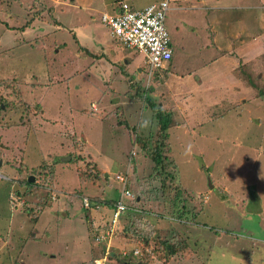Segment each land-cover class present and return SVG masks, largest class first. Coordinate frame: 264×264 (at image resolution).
<instances>
[{
  "label": "rangeland",
  "instance_id": "obj_1",
  "mask_svg": "<svg viewBox=\"0 0 264 264\" xmlns=\"http://www.w3.org/2000/svg\"><path fill=\"white\" fill-rule=\"evenodd\" d=\"M79 1L0 0V264L102 259L106 242L98 245L95 232L113 212L86 208L83 199L118 201L117 174L133 195L122 201L137 210L126 214L155 229L150 264H264V0L217 3L249 5L256 29L250 58L235 50L226 57L223 78L233 75L240 85L225 90L188 74L193 64L181 58L183 39L177 35V47L171 24L187 15L168 12L175 51L166 70L149 78L143 55L122 46L101 18L118 1L141 9L161 0H92V9ZM146 93L172 117L165 169L151 159L161 137ZM141 122L147 130H138ZM118 236L108 264L142 261L132 253H142L146 240ZM157 238L184 244L171 254L159 251L160 259L151 255Z\"/></svg>",
  "mask_w": 264,
  "mask_h": 264
},
{
  "label": "crops",
  "instance_id": "obj_2",
  "mask_svg": "<svg viewBox=\"0 0 264 264\" xmlns=\"http://www.w3.org/2000/svg\"><path fill=\"white\" fill-rule=\"evenodd\" d=\"M92 0H81L80 3L84 5L90 6ZM162 1V0H161ZM183 1V6H173V11L180 12L179 14L187 15L185 17L188 18L187 21L183 19L177 18L176 20H172L171 23L173 28V34H175V42L177 43V47L179 46L178 41L176 39L177 35L183 39L180 41L181 43V58L185 59L188 58L189 62H192L193 65L190 70L192 71L191 75H199L205 83L209 84L210 87L212 86H220L221 89L225 90V87L234 88L235 86L240 85V83L236 82L234 76L232 78H223V65L226 62V57L229 60L230 51L235 50L239 51V59L245 61L246 59L250 58V55L246 52V48L256 44L255 38V24L252 22L254 15L251 13V8L249 5H228L222 4L217 5L219 0H181ZM188 2H197L201 6L190 5L187 8L186 3ZM119 1L116 6L114 4H109V8H111L108 14H113L118 5ZM158 3V2H157ZM195 3V4H197ZM101 6H103L102 2H100ZM153 4V3H152ZM186 7V8H185ZM107 13V12H105ZM230 13L232 17H230ZM230 17V20L233 21L229 33L223 34L221 36L219 26L220 24L225 26L227 18ZM172 19V18H171ZM170 20V19H169ZM58 23V22H57ZM170 23V21H169ZM57 28L61 27V23L56 26ZM167 28V27H166ZM168 31V28H167ZM213 34L215 38L212 40ZM210 35V42L209 40ZM172 46L173 40L171 37ZM100 47L106 50V44L101 42ZM215 46V47H214ZM89 50V49H88ZM175 51V50H174ZM173 51V52H174ZM107 52V51H105ZM187 54V57L185 54ZM232 54V53H231ZM106 54L101 57L104 61ZM255 56V55H254ZM253 56V57H254ZM233 57V56H232ZM236 59L230 60V63L227 65L233 68V63ZM107 62V61H105ZM186 62V61H185ZM170 63V62H169ZM168 63V64H169ZM187 63V62H186ZM167 64V65H168ZM186 66V64H184ZM195 68V71H194ZM187 70L186 67H183V70ZM204 69L208 76L215 75L216 80H209L206 74L200 73L199 70ZM166 70V67L163 68L160 72ZM158 72V73H160ZM230 73V72H229ZM195 76V77H196ZM223 85V86H222ZM225 86V87H224ZM243 89V84H242ZM197 90H200L197 89ZM121 225V224H120ZM96 233V232H95ZM96 235V234H95ZM100 245V244H98ZM113 254V253H112ZM115 254V253H114ZM95 259H93L94 261Z\"/></svg>",
  "mask_w": 264,
  "mask_h": 264
},
{
  "label": "built area",
  "instance_id": "obj_3",
  "mask_svg": "<svg viewBox=\"0 0 264 264\" xmlns=\"http://www.w3.org/2000/svg\"><path fill=\"white\" fill-rule=\"evenodd\" d=\"M172 1L162 0L141 9H136L126 2H121L113 14L108 15L105 13L101 18L102 23L109 27L122 46L143 55L145 64L148 67L149 78L154 73L160 72L173 56L174 48L171 36L166 28V17L172 9L170 6ZM114 178L123 187L118 201L112 206L111 211L113 213L110 224L107 228H100L95 233L97 244L106 242L105 255L100 260L95 259V264H108L107 256L110 251V243L120 227V216L132 206L131 202L122 201V198L133 199V195L127 187L128 179L120 174L115 175ZM83 201H85V207L89 208V199H83ZM132 254L134 256L142 255L138 251H134ZM128 255L127 252L122 253L124 257Z\"/></svg>",
  "mask_w": 264,
  "mask_h": 264
},
{
  "label": "trees",
  "instance_id": "obj_4",
  "mask_svg": "<svg viewBox=\"0 0 264 264\" xmlns=\"http://www.w3.org/2000/svg\"><path fill=\"white\" fill-rule=\"evenodd\" d=\"M147 69H148V67H147ZM155 74H158V72ZM147 93H148V91H147ZM147 93L144 94V100L148 102L149 107L151 108V110L154 113V117L156 119L157 126L159 128L158 134L161 137V140H158L156 142V144H154V146H152L154 150H152L151 159L154 162L156 168L158 167V168L165 169V168L171 167V163H169V161H167V159H165V157L163 155H165V153H166V151H164V149L166 148L165 141L168 138L167 131H168L170 125H172V121H171L172 117L169 113L164 112L160 106H156L155 103L153 102L152 98L150 96H148ZM146 145H148V144H146ZM146 145H144V147ZM162 182H163L162 189H163V191H165L167 189V184L165 182V179H162ZM178 196H179V194H178ZM114 204H115V201H113V200L104 201L103 199H93L90 201V205L92 206V208H96V207H105L106 208V207H108L109 209H112L113 208L112 206ZM182 208H186V206L183 204ZM127 211H137V210L134 206H131L130 209L124 211L125 213L123 212L125 214V217L123 218L124 226L121 229H118L115 232L114 236L119 235L118 237L121 236V237L125 238V239H123L125 241L130 239V240H132V242H137L138 244H139V239L144 238L146 240V243H144V241L140 242L141 243L140 250L142 251V253L141 252L140 253L142 254L141 257L143 259L142 261H140V263L141 264H150L152 261L148 260L147 257H150V256H148L146 254V249L148 247V240H151V238H155V231H153L155 229L151 224L141 225L142 220L140 218L137 219V214H133V215L132 214H126ZM178 211H179V209H178ZM188 214H190V212H187V210H186L185 214H182V215L185 219H187V220L189 219L188 222H190L194 218H193V216L188 218L187 217ZM134 220H135V222H134ZM125 222H126V224H125ZM192 225H194V224H192ZM142 226H143V229L141 230L140 228H142ZM106 227L107 226H104V227L100 226L99 228L105 229ZM163 234L164 235H170L169 231H163ZM156 244H157V246L153 247L152 253L151 252L150 253H151V255L153 254L152 256H154V257L156 256V257L160 258L161 254L159 251H161V253H162L163 251L167 250L171 254L173 252H176L177 250H180V248L184 244V242L180 245H172V244L167 243L166 241H163V240L161 241V239L157 238ZM101 253L104 254L103 251H101ZM109 257H111V256L109 255ZM114 257H115V254H114ZM122 262L120 264H130V262H128L126 260H124Z\"/></svg>",
  "mask_w": 264,
  "mask_h": 264
},
{
  "label": "clouds",
  "instance_id": "obj_5",
  "mask_svg": "<svg viewBox=\"0 0 264 264\" xmlns=\"http://www.w3.org/2000/svg\"><path fill=\"white\" fill-rule=\"evenodd\" d=\"M149 127L148 123L147 122H141L138 126V130L140 131H145L147 130Z\"/></svg>",
  "mask_w": 264,
  "mask_h": 264
},
{
  "label": "water",
  "instance_id": "obj_6",
  "mask_svg": "<svg viewBox=\"0 0 264 264\" xmlns=\"http://www.w3.org/2000/svg\"><path fill=\"white\" fill-rule=\"evenodd\" d=\"M33 180H34V178H33V177H30V178L28 179V182L31 183V182H33ZM137 264H141V263L138 262Z\"/></svg>",
  "mask_w": 264,
  "mask_h": 264
}]
</instances>
